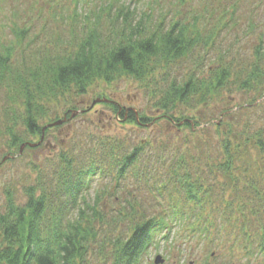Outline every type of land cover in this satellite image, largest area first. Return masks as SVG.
<instances>
[{"label":"trees","instance_id":"1","mask_svg":"<svg viewBox=\"0 0 264 264\" xmlns=\"http://www.w3.org/2000/svg\"><path fill=\"white\" fill-rule=\"evenodd\" d=\"M189 1L194 0L184 3ZM231 1L229 5L226 0L228 12L224 10L213 24L210 16L217 10L155 22L151 11L137 19L126 6L105 3L102 13H107L112 32L106 36L100 23L85 28L84 36L73 46L63 54L51 52L30 76L14 71V49L3 47L0 85L7 84L12 94L8 99L16 108L7 127V149L20 153L29 144L28 138L41 140L51 132H43L45 126L39 124L45 109L41 99L67 93L83 96L94 82L112 84L121 74L145 84L154 108L163 114L161 119L169 120L172 129H188L195 123L193 117L175 116L178 109L207 105L232 86L256 94L252 104L264 103V33L253 47L250 61H227L218 51L208 59L221 36L242 19L239 12L244 0ZM249 23L252 33L254 24ZM26 33L17 34L19 42ZM186 60L193 61L191 68H186ZM176 65L186 69L180 73ZM108 103L130 124L144 126L155 120ZM20 106L22 115L16 113ZM90 139L87 146L92 147L62 150L51 157L48 173H41L34 185L25 188L23 204L13 191H5L0 212V264H140L158 238L169 240L170 236L182 238L185 244L197 239L206 245H214L217 237L225 238L226 244L234 237L233 243L240 236L248 261L264 256V175L253 176L240 163L249 145L264 156V128L227 133L217 146L219 157L210 156L205 162L199 156L191 157L195 164L198 160L196 166L189 162L190 153L173 157L166 145L161 144L166 154L158 156L151 153L154 144L150 141L131 149L118 141L97 143L102 145L97 151L93 136ZM97 177L112 179L116 187L111 193L103 188L93 199ZM128 178L146 188L150 207L144 210L140 206V196L121 194ZM229 190L231 200L227 199ZM106 196L119 197L123 211L106 209ZM215 201H221L222 207ZM121 222L128 224L118 230Z\"/></svg>","mask_w":264,"mask_h":264},{"label":"rangeland","instance_id":"2","mask_svg":"<svg viewBox=\"0 0 264 264\" xmlns=\"http://www.w3.org/2000/svg\"><path fill=\"white\" fill-rule=\"evenodd\" d=\"M118 1L0 0V50L3 47H12L14 49L12 68L16 73L22 71L30 76L39 71L44 58L50 56L51 52L63 54L66 48L73 46L76 39L84 36L85 28H92L94 24L100 23L104 34L112 32V24L107 13H102L105 3L112 2L114 7L126 6L130 9L131 16L137 19L151 11V18L155 22L162 19L169 22L182 16L192 18L194 13L205 14L206 9L208 12L217 10L215 16H210L211 24L224 10L227 11L232 3L231 0L229 5L226 0H220L222 4H219V0H207L208 2L194 0L186 3L185 0ZM239 14L242 19L238 25L221 36L208 59L214 58L217 55V52H214L218 51L225 55L227 61L234 58L244 62L250 61L251 51L258 44L259 36L264 33V0L242 1ZM153 21H150L149 26H152ZM249 21L254 24L252 33L249 32L251 24ZM23 31L27 32L25 39L19 42L17 34ZM199 52L201 53V50ZM192 62L186 60V68H191ZM175 68L180 73L186 69L178 65ZM144 85L126 74H121L112 84L94 82L83 96L67 93L60 95L59 98L41 99L40 105L45 109L40 114V126L49 125L57 119L64 122L57 127H51V132L43 138L39 146L25 147L21 153L7 149L9 141L7 127L11 125L12 116L16 115L14 113L16 108L10 102L12 99H8L12 94L7 84L0 85V212L4 210L7 189L13 191L19 204H23L26 200L25 188L34 185L35 179L41 173H48L50 158L57 156L62 150L92 147L87 146L92 140L91 136L94 144L105 145L112 143L111 141H118L125 144L127 149L150 141L154 144L151 152L154 155L166 154L163 152L162 144L171 147L172 151L169 154L173 157L190 153L189 162H192L191 157L198 159L197 156L205 162L210 156L219 157L217 146L227 133L239 132L246 127H251L252 130L264 128V103L252 104L253 99H257L256 94L240 92L232 86L207 105L193 109L187 107L178 109L175 116L193 117L195 123L188 129L183 127L172 129L167 118L161 119L163 114L154 108L150 90ZM108 102H115L121 109L155 120L144 126L130 124L127 122L128 118H119ZM22 109L20 106L16 113L22 115ZM215 124L222 126L213 127ZM39 142V138H28L27 141L30 144ZM99 144L95 146L97 151L102 148ZM240 163L253 176L264 175V156L256 147L249 145L242 154ZM196 164L192 162V165ZM123 183L122 195L126 196L130 192L133 196H140V206L144 210L151 206V196L143 185L129 178ZM93 185L92 198L96 192L102 193L103 188H108V193H111L116 187L112 179L101 180L98 177ZM214 188L220 193L221 190L215 184ZM108 196L103 203L107 204L106 209L123 211L120 207L122 205L120 198ZM232 198V192L229 190L227 199ZM213 203L220 204L221 207L223 205L221 201ZM154 210L159 212L156 207ZM127 224L128 222H121L118 230L124 229ZM120 233L122 231L118 235ZM172 237L170 236L169 240L158 238L157 242L143 254L140 264H156L158 257L163 260L162 264H264V256L247 260L239 244L241 241H238L240 236L235 240L236 243L235 241L231 243L233 241L231 239L234 238L231 237L227 244L225 238L220 240L217 237L214 245H206L207 242L197 239L185 244L182 238Z\"/></svg>","mask_w":264,"mask_h":264},{"label":"water","instance_id":"3","mask_svg":"<svg viewBox=\"0 0 264 264\" xmlns=\"http://www.w3.org/2000/svg\"><path fill=\"white\" fill-rule=\"evenodd\" d=\"M64 121H57L55 123H52V124H49L48 126L44 127L43 128V132H45L47 129H50L51 127L54 128V127H57L59 125H62ZM43 141V138L41 139V142H39L38 144H24L22 147H21V150H20V153L22 152V149L25 148V147H37L39 146ZM163 263V260L158 257L157 260H156V264H162Z\"/></svg>","mask_w":264,"mask_h":264}]
</instances>
